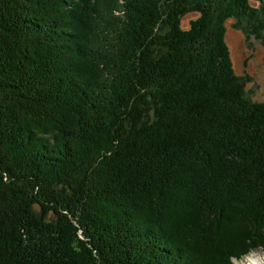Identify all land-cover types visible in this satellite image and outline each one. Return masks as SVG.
<instances>
[{
  "label": "trees",
  "instance_id": "obj_1",
  "mask_svg": "<svg viewBox=\"0 0 264 264\" xmlns=\"http://www.w3.org/2000/svg\"><path fill=\"white\" fill-rule=\"evenodd\" d=\"M231 17L264 42V0H0V264L264 250V103Z\"/></svg>",
  "mask_w": 264,
  "mask_h": 264
},
{
  "label": "rangeland",
  "instance_id": "obj_2",
  "mask_svg": "<svg viewBox=\"0 0 264 264\" xmlns=\"http://www.w3.org/2000/svg\"><path fill=\"white\" fill-rule=\"evenodd\" d=\"M252 5H257V0H251ZM198 17L196 12L184 16L182 27L187 29L191 20ZM236 19L231 17L226 22V42L234 70L237 75L246 80L245 91L252 101L264 103V42L260 37L249 35L248 32L236 28ZM256 258L258 264H264V250L252 252L244 260H237L235 264H249L250 258ZM259 257H261V262ZM252 261V259H251ZM254 264V262H251Z\"/></svg>",
  "mask_w": 264,
  "mask_h": 264
},
{
  "label": "bare ground",
  "instance_id": "obj_3",
  "mask_svg": "<svg viewBox=\"0 0 264 264\" xmlns=\"http://www.w3.org/2000/svg\"><path fill=\"white\" fill-rule=\"evenodd\" d=\"M251 259H252V261H251ZM259 259H260V262H261V257H259ZM246 262H249V264H251V262H254V264H258V262L256 261L255 257L254 258H250L249 261H246Z\"/></svg>",
  "mask_w": 264,
  "mask_h": 264
}]
</instances>
